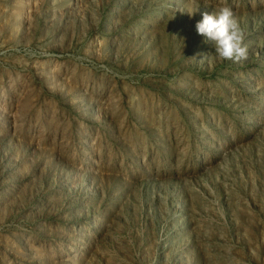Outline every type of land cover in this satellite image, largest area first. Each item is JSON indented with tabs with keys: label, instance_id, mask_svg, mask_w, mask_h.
Listing matches in <instances>:
<instances>
[{
	"label": "rangeland",
	"instance_id": "1",
	"mask_svg": "<svg viewBox=\"0 0 264 264\" xmlns=\"http://www.w3.org/2000/svg\"><path fill=\"white\" fill-rule=\"evenodd\" d=\"M0 264H264V0H0Z\"/></svg>",
	"mask_w": 264,
	"mask_h": 264
},
{
	"label": "clouds",
	"instance_id": "2",
	"mask_svg": "<svg viewBox=\"0 0 264 264\" xmlns=\"http://www.w3.org/2000/svg\"><path fill=\"white\" fill-rule=\"evenodd\" d=\"M196 11L188 14L194 15ZM196 30L206 40L214 43L215 54L205 55L204 58L214 56L220 61L233 63L248 59V49L244 44L245 33L231 7L223 5L215 7L211 14L205 12L202 20L197 22Z\"/></svg>",
	"mask_w": 264,
	"mask_h": 264
}]
</instances>
